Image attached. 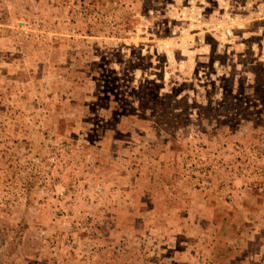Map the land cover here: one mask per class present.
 <instances>
[{"label":"rangeland","instance_id":"obj_1","mask_svg":"<svg viewBox=\"0 0 264 264\" xmlns=\"http://www.w3.org/2000/svg\"><path fill=\"white\" fill-rule=\"evenodd\" d=\"M0 264H264V0H0Z\"/></svg>","mask_w":264,"mask_h":264}]
</instances>
